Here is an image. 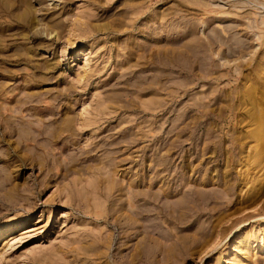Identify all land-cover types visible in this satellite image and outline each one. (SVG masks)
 Segmentation results:
<instances>
[{"label":"rangeland","instance_id":"374dc122","mask_svg":"<svg viewBox=\"0 0 264 264\" xmlns=\"http://www.w3.org/2000/svg\"><path fill=\"white\" fill-rule=\"evenodd\" d=\"M257 125L264 0H0V264H264Z\"/></svg>","mask_w":264,"mask_h":264},{"label":"bare ground","instance_id":"6f19581e","mask_svg":"<svg viewBox=\"0 0 264 264\" xmlns=\"http://www.w3.org/2000/svg\"><path fill=\"white\" fill-rule=\"evenodd\" d=\"M251 115L252 114H250V116ZM253 116L255 117L257 115L253 114ZM251 119H252V121H255V122L257 120V118H254L255 120H253V118H251ZM252 132H253L252 133V136L255 137L257 141H260V140H262L264 138V132H263V128L261 127V125H257V127H255V129ZM190 189H192V188H190ZM199 197L200 196L198 195L195 198L183 199V200H180V201L174 202V203L173 202L172 203H169V202H164L163 203V202H161V203H163L162 204V207L155 214L156 215L158 214L160 216H165V217L166 216H170L171 218L174 216L175 219H179V220H181V218H183V219L184 218H186V219L187 218H190V217L194 216L198 212H201V214H202V213L205 212V210H206V208L208 206L207 205L208 200L206 198H204V197H200V198ZM151 199H153V198H151ZM135 202L136 201L134 199H132V198L130 199L129 198V199L125 200V202H123L121 204L120 203L119 204L118 203L112 204L111 210L113 212L114 211V208H118L119 210L116 209V211H118V212H121L122 211L121 213L123 215H125L128 220H131L134 223L137 222V221H139V220H141V218H146V217H148V216L151 215L152 209L151 208L148 209V208H145L144 207V204H146V203L149 204L150 203L149 201H146L145 200L144 204H136ZM153 202H154V206L155 207L156 206L157 207H160L161 206V205L158 206L159 204H155L156 202H159L157 198H156V200H153ZM177 208H180V210H182V211H177L178 210ZM153 210H155V208ZM183 211H186L187 213L186 212H183ZM188 211H191L190 214H189ZM104 213H105L104 211H101L99 214L101 215V214H104ZM140 222H142V221H140ZM197 236H198L197 234H194V236L191 237L192 238V241H196L197 239L195 237H197ZM132 252H133L132 255H135V254L137 255L138 254V249H133ZM170 252L171 251L169 249H167V250H165L162 253L163 254V258H167L166 261H169L171 258H173V257L170 256ZM168 256H170L171 258L168 257ZM132 259L135 260L136 258H132Z\"/></svg>","mask_w":264,"mask_h":264}]
</instances>
